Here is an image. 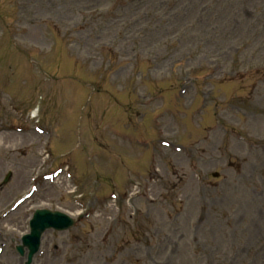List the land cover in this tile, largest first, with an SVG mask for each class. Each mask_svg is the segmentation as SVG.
<instances>
[{
    "label": "rangeland",
    "instance_id": "374dc122",
    "mask_svg": "<svg viewBox=\"0 0 264 264\" xmlns=\"http://www.w3.org/2000/svg\"><path fill=\"white\" fill-rule=\"evenodd\" d=\"M0 71L12 76L0 78V185L12 173L0 264H25L15 246L35 209L93 205L91 182L100 214L81 232H46L34 264H264V0H0ZM161 89L185 98L164 110L194 103L188 127L178 114L150 125L159 102L144 103ZM114 99L142 112L128 122ZM38 127L53 131L54 152ZM161 128L150 151L107 135L156 139ZM117 157L148 174L125 178ZM66 166L70 181L55 174ZM135 183L131 205L111 208L109 186Z\"/></svg>",
    "mask_w": 264,
    "mask_h": 264
},
{
    "label": "water",
    "instance_id": "95a60500",
    "mask_svg": "<svg viewBox=\"0 0 264 264\" xmlns=\"http://www.w3.org/2000/svg\"><path fill=\"white\" fill-rule=\"evenodd\" d=\"M65 223L64 220H60L58 222V225H63ZM39 227V224H36L35 227H33V232H32V238H35V240L37 241V236H39V231H37V228ZM26 243V242H25ZM38 244V241H37Z\"/></svg>",
    "mask_w": 264,
    "mask_h": 264
}]
</instances>
